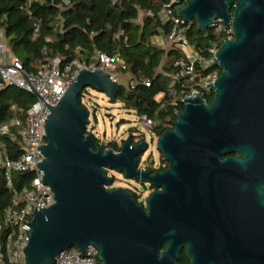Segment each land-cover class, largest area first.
Masks as SVG:
<instances>
[{"label": "water", "instance_id": "water-1", "mask_svg": "<svg viewBox=\"0 0 264 264\" xmlns=\"http://www.w3.org/2000/svg\"><path fill=\"white\" fill-rule=\"evenodd\" d=\"M176 2H187L178 15L198 31L221 20L234 33L215 55L222 73L207 86L212 103L186 98L155 142L168 167L143 171L147 142L130 134L116 152L86 134L80 95L90 87L115 104L121 87L82 70L46 120L38 168L55 203L30 215L28 264H56L61 252L90 245L101 264H179L183 250L191 264H264V0ZM109 171L156 191L138 203L129 189L111 188Z\"/></svg>", "mask_w": 264, "mask_h": 264}, {"label": "built area", "instance_id": "built-area-1", "mask_svg": "<svg viewBox=\"0 0 264 264\" xmlns=\"http://www.w3.org/2000/svg\"><path fill=\"white\" fill-rule=\"evenodd\" d=\"M32 1L30 0L29 4ZM112 1L118 2V0ZM69 3L66 0L60 8ZM185 6L173 0L164 4L159 12L149 11L145 14V17L159 18L163 24L170 25V30L166 34L152 37V44L163 47L168 52L174 50L181 55L174 62V73L167 74L161 71L170 78L168 95L176 116L182 113L178 107L185 106L186 98L206 99L207 93H212L207 86L214 85L220 74L217 70H211L204 75L202 71L215 67V55L221 45L225 41L234 39L231 27L226 30L221 20H215L212 29L215 32H223L224 36L219 44L210 46L207 49L208 56L203 57L188 36L192 24L186 23L178 15L179 10ZM28 13L32 15L31 12ZM143 17L141 15L135 23L142 24ZM36 31L38 32V29ZM120 34L124 33L121 31ZM47 41L49 42L50 39ZM44 53L46 57L36 67L35 72L27 73L22 60L15 55L10 57L6 45L0 43V90L6 86H14L34 96L38 94L36 103L26 111L18 114L17 108L12 107L15 115L8 122L0 123V169L12 192V204L5 210L4 215L0 212V264H28L25 247L29 243V236L26 235L33 231V227L29 225L32 223L30 215L37 206L46 209L55 203L54 193L43 182L44 172L38 168V164L45 159L38 149L48 143L45 126L48 122L47 117L51 114L50 108L59 104L79 73L82 70L91 72L100 70L109 75L112 82L128 90H134L138 84L146 88L152 86L150 79H132L129 76L126 72L127 65L120 52L109 55L97 50L86 59L75 58L71 61L62 56L52 57L48 51ZM159 96L161 99L157 97L158 101L167 94L163 93ZM141 121L148 129L154 130L157 126V122L147 116H142ZM143 142L146 140L142 136L138 135L134 139V144ZM16 174L31 175L20 189L15 187ZM56 264H101V262L98 249L90 245L85 253L77 248L61 252Z\"/></svg>", "mask_w": 264, "mask_h": 264}, {"label": "trees", "instance_id": "trees-1", "mask_svg": "<svg viewBox=\"0 0 264 264\" xmlns=\"http://www.w3.org/2000/svg\"><path fill=\"white\" fill-rule=\"evenodd\" d=\"M29 1L0 0V29L4 32L8 47L22 60L27 73L35 72L36 67L46 57L45 51L52 57L62 56L68 61L75 58L86 59L97 50L109 55L120 52L127 65L126 72L131 78L150 79L152 86L146 88L138 84L134 90L122 86L117 95V103H121L126 111H133L140 117L147 116L156 121L157 126L153 131L157 139L165 131L173 129L177 116L168 95L170 78L161 71L174 73V62L181 55L174 50L168 52L165 48L152 44V37L166 34L170 25L163 24L159 18L145 17L147 12L157 13L164 4L173 0H68L69 5L63 8L60 6L66 0H33L31 4ZM181 4L186 5L187 2ZM141 15L144 16L143 23L136 24L135 20ZM121 31L123 35L120 34ZM188 36L201 55L207 57V49L215 38L212 31L204 34L198 31L194 23ZM211 70L222 73L216 66L202 73L206 75ZM163 93L167 96L158 101L157 97ZM83 98L84 91L79 102L85 107ZM213 99L214 94L207 97L208 103H212ZM36 101L33 94L23 89L4 87L0 90V123L8 122L15 115L12 107L17 108L18 114H22ZM178 109L183 112L184 106L179 105ZM86 134H92L88 128ZM136 136L134 134L133 143ZM98 142L107 149L119 152L125 141L121 144L116 141L107 144H101L99 140ZM161 159L165 166L159 169L149 166L147 169L153 172L164 171L168 163L162 156ZM30 177L27 174H16L15 187L22 188ZM112 179L115 180L114 177ZM151 188L156 191V188ZM135 195L139 203V196ZM11 204L12 192L0 169L2 215ZM179 264H190L185 253L181 255Z\"/></svg>", "mask_w": 264, "mask_h": 264}, {"label": "rangeland", "instance_id": "rangeland-1", "mask_svg": "<svg viewBox=\"0 0 264 264\" xmlns=\"http://www.w3.org/2000/svg\"><path fill=\"white\" fill-rule=\"evenodd\" d=\"M211 46L219 44L224 33L215 32ZM209 31V32H210ZM131 77V75L129 74ZM131 79V78H130ZM213 93L208 92L207 97L212 96ZM161 99V96H158ZM83 104L90 112V125L88 131L92 133L101 143H109L116 141L118 144L123 143L129 138L130 134H135L144 137L149 144L148 150L139 156V168L154 166L159 169L162 165L161 155L156 149L155 142L158 140L155 132L152 129L145 127L141 121V117L133 111H126L121 103H111L104 93H100L90 87L84 90ZM155 141L152 142V139ZM110 175L115 178L112 181L111 188H127L139 196V200L145 201L154 192L151 185L141 183L135 179L126 180L125 177L117 171L111 172Z\"/></svg>", "mask_w": 264, "mask_h": 264}, {"label": "crops", "instance_id": "crops-1", "mask_svg": "<svg viewBox=\"0 0 264 264\" xmlns=\"http://www.w3.org/2000/svg\"><path fill=\"white\" fill-rule=\"evenodd\" d=\"M0 43L6 45L7 47V53L10 57L14 56V53L11 51V49L8 47L7 40L5 38L4 32L0 29Z\"/></svg>", "mask_w": 264, "mask_h": 264}, {"label": "flooded vegetation", "instance_id": "flooded-vegetation-1", "mask_svg": "<svg viewBox=\"0 0 264 264\" xmlns=\"http://www.w3.org/2000/svg\"><path fill=\"white\" fill-rule=\"evenodd\" d=\"M139 165H140V163H139ZM142 170L143 171H146V170H148L146 167H142ZM123 176H124V174H122ZM148 199V198H147ZM147 199L143 202V201H141V200H139V203H141V204H146V201H147ZM183 253H185L186 255H187V253H186V250H183L182 251V253L180 254V257H181V255L183 254ZM188 257V256H187ZM189 259V258H188ZM180 261V260H179ZM189 261H190V259H189ZM190 264H191V261H190Z\"/></svg>", "mask_w": 264, "mask_h": 264}]
</instances>
